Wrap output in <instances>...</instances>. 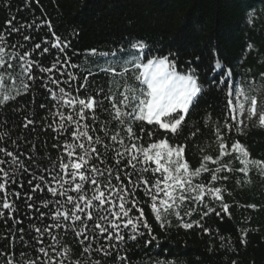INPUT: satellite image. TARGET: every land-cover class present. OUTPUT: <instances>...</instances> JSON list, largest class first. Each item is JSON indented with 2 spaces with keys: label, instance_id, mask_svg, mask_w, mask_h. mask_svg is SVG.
<instances>
[{
  "label": "snow or ice",
  "instance_id": "snow-or-ice-1",
  "mask_svg": "<svg viewBox=\"0 0 264 264\" xmlns=\"http://www.w3.org/2000/svg\"><path fill=\"white\" fill-rule=\"evenodd\" d=\"M14 20L15 17L6 21L7 32H0V106L30 93L33 83L45 89L52 103L50 106L40 103L38 109L47 115L41 116L37 109L24 105L16 111L22 115L23 129H30V134H47L50 131L54 139L51 147L60 151L54 159L45 152L39 158L35 154L28 156L25 161L20 153L0 147V218H3L7 229L6 234L0 237L4 241L0 244L2 264H102L101 259H92L93 253L111 257L113 261L119 259L123 264L128 257L119 255V246L126 239L134 241L143 237L145 233L141 229H145L150 237L146 245L157 239L146 216V207L160 229L170 227L168 217L174 215L178 218L177 227L192 229L195 226L209 232L201 221L212 213L219 217L229 212L230 205L224 202L223 195L226 189L213 183L229 179L222 173H243L247 179L237 180L238 184L251 183V173L264 180V159L252 158L239 139L227 135L233 130L238 136H246L252 129L264 130V109L258 108L261 101L256 95H249L242 82L240 87L236 86L234 69L226 67L220 59L214 60L213 71L222 70V75L219 83L213 79L212 84L228 86L224 120L209 123L211 116L205 117V127L214 137L218 154H208L211 144H206L199 149L198 166H192L185 158L187 145L170 141L184 135L187 117L198 105L204 88L194 71H177L173 53H149L151 58L146 62L139 57L127 60L128 66L122 64L119 71L113 63H108L97 68L98 72L111 77L107 89L93 87L89 77L94 74L88 71L87 75H82L83 82L68 91L61 86V80L54 76L53 70L60 71L62 64L70 63L71 57L65 49L72 47L71 41H62L52 32L55 42L49 40L47 43L51 48L59 49L64 58L62 61L57 56L50 67H44L42 60L32 57L35 52H39L41 57L49 53V47L42 48L41 43H34L29 50L25 43L9 44L8 41L9 36L18 34L22 41L28 42L33 37L24 35V30L41 25L33 21L14 26ZM42 23L51 30L48 21ZM246 23L254 28L256 21L249 16ZM131 47L145 50L148 45L137 41ZM254 47L253 43L247 44L250 50ZM8 48L24 50L13 54ZM90 54L108 55L98 53L96 49H91ZM71 67L78 65L71 64ZM36 71L47 76L40 75L37 80ZM79 78L69 73L63 83L71 88L69 81ZM260 78L264 80V73ZM9 81L18 82L22 92L18 89L13 95L4 87ZM66 108L71 111L65 112ZM101 113L106 114L104 120L100 119ZM253 118H256L255 123H252ZM138 123L150 127L137 128ZM109 124L113 126L111 133ZM97 131H103L107 142L100 135L92 134ZM198 133L201 129L196 127L189 131L186 139L190 140ZM8 135L7 132L0 133V141ZM144 137L148 138L146 144L140 143ZM21 139L26 141L25 137ZM11 143L15 148L20 147L17 140H11ZM31 148L39 152L35 143ZM228 156H233V160L225 162ZM45 160L47 166L44 165ZM234 161L240 164L239 168L233 167ZM25 173H30L26 181L28 191L21 193L15 190V186ZM205 173L209 176L207 183L200 179ZM19 186L24 187L23 184ZM141 190L147 199H140ZM35 193L46 195L36 196ZM206 196L218 207L207 203ZM186 203L202 206L199 220L184 219L198 210L192 207L182 214L180 209ZM246 207L256 208L257 205ZM32 209H35L39 223L32 220L29 211ZM22 216L29 217L27 229L23 226ZM10 223L18 227L12 228ZM57 229L60 231L55 232ZM68 233L72 234L73 240L66 239ZM247 233L248 229L241 230V244H246ZM45 237H50L51 242ZM219 240L223 246L225 237L220 236ZM15 242L19 248H15ZM94 243L98 245L95 248ZM113 252L117 253L115 257ZM85 254L86 258L81 259Z\"/></svg>",
  "mask_w": 264,
  "mask_h": 264
},
{
  "label": "trees",
  "instance_id": "trees-1",
  "mask_svg": "<svg viewBox=\"0 0 264 264\" xmlns=\"http://www.w3.org/2000/svg\"><path fill=\"white\" fill-rule=\"evenodd\" d=\"M249 16L256 21L254 28H250L246 23ZM13 17L14 26L21 23L31 24L33 21L41 25L39 28L33 25L32 28L24 30V35L33 37L28 42L22 41L18 34L9 36L8 41L9 44L25 43V48L29 50L34 43H41L42 48L49 47V53L41 57L39 52H35L32 57L42 60L44 67H50L57 56L62 61L64 58L59 49H53L47 43L49 40L55 42L52 32H55L62 41H71L72 47L65 49L71 57L70 63L62 64L60 71L53 70L54 76L61 80V86L68 91L74 90L82 83V75H87L88 71L94 74L89 77L93 87L103 86L107 89L111 77L98 72L97 68L108 63H113L119 71L122 64L128 66L127 60L139 57L145 62L147 58H151L149 53L151 55L173 53L172 58L177 61V71L181 73L194 71L204 88L198 105L187 117L188 126L184 130V135L179 138L173 137L170 141L187 145L185 158L192 166H198L201 155L199 149L206 144H211L207 149L208 154L213 156L218 154L214 137L205 127L207 115L211 116L209 123L222 122L226 112L224 103L228 86L220 84L217 87L212 84L213 79L219 83L222 75V70L213 71L215 59H220L226 67L234 69L233 82L237 87H240L242 82L249 95L260 96L264 109V80L260 78V74L264 73V0H0V32L8 31L6 21ZM42 21H48L52 26L51 30ZM137 41H143L148 48L145 50L132 48L131 45ZM248 43H253L254 49H248ZM91 49L108 55L92 56ZM23 50L8 48L13 54ZM71 64L78 67L73 68ZM16 71L19 72L20 69L17 68ZM69 73L80 77L75 81H69L71 88L63 83L68 79ZM34 74L37 80L40 75L47 76L38 71ZM4 87L11 90L13 95L18 89L22 92L18 82L9 81ZM81 94L83 95V90ZM40 103L50 106L52 102L46 95V90L33 83L30 93L22 94L16 101L0 106V133L9 134L0 141V147L20 153L21 159L25 161L28 156L35 154L39 158L45 152L54 159L60 151L59 148L51 147L54 139L50 131L47 134H30V129L21 127L22 115L16 109L24 105L37 109L41 116H45L46 112L38 109ZM69 111L70 108L65 109V112ZM105 118L106 114L101 113L100 119ZM255 120L253 119L252 123H255ZM140 126L150 127L138 123L137 128ZM112 127V124L108 125L110 133ZM196 127L201 129V133L187 140L189 131L195 130ZM92 134L100 135L107 142L103 131ZM227 135L232 139H239L248 148L252 158L264 159V130L252 129L246 136H238L233 130ZM21 137H25L26 141ZM11 140H17L20 147L15 148ZM147 140L148 138L144 137L140 143L146 144ZM32 143L36 144L39 152L31 148ZM25 152L27 155H24ZM228 160H233V156L225 158V162ZM44 165L47 166V160L44 161ZM209 166L212 167L211 164ZM233 167L239 168L240 164L234 161ZM222 175L228 176L229 179L213 183L214 186L226 189L223 195L224 202L230 205L229 212L222 213L219 217L214 213L205 217L201 223L204 228L210 230L209 232L195 226L192 229L177 227L178 218L174 215L168 217L171 226L160 229L154 217L149 214L150 209L146 207V216L157 239L146 245L150 237L145 229H141L145 233L143 237H138L134 241L126 239V242L119 246V255L128 257L123 264H232V261H236V264H264V180L251 173V183L238 184L237 180L247 179L243 173L224 172ZM28 178L30 173H25L15 186V190L21 193L28 191L26 183ZM200 179L207 183L209 176L205 173ZM20 184L24 187L21 188ZM139 197L141 200L147 199L143 196L142 190ZM47 198H50V194H47ZM205 201L213 207H218L210 197L206 196ZM249 204H255L257 207H246ZM192 207L198 210L193 212L191 217L185 216L186 221L200 219L203 208L194 203L183 205L181 213ZM23 211L21 205V212ZM29 211L32 213V220L39 223L35 218V209ZM21 219L27 229L29 217L22 216ZM10 226L18 227L11 223ZM243 229H248L246 244L240 243ZM6 232L3 218H0V237ZM125 235L127 236V230ZM220 236L225 237L223 246L219 240ZM45 239L51 242L50 237ZM66 239L71 241L74 237L68 233ZM3 243L4 241L0 240V244ZM97 246L93 244L94 248ZM15 248H19L18 242H15ZM116 255L117 253L113 252V257ZM86 256L87 254L81 259H85ZM92 259H101L102 264H122L119 259L113 261L111 257H103L100 253H93ZM2 262L3 258L0 257V264Z\"/></svg>",
  "mask_w": 264,
  "mask_h": 264
},
{
  "label": "rangeland",
  "instance_id": "rangeland-1",
  "mask_svg": "<svg viewBox=\"0 0 264 264\" xmlns=\"http://www.w3.org/2000/svg\"><path fill=\"white\" fill-rule=\"evenodd\" d=\"M146 62V61H145ZM258 99L261 101V104L260 105H258V108H261V109H263V106H262V99H261V97L260 96H258ZM253 119H256V118H253Z\"/></svg>",
  "mask_w": 264,
  "mask_h": 264
}]
</instances>
